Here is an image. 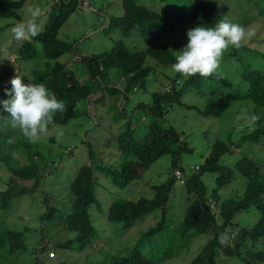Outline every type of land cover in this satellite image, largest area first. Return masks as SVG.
Masks as SVG:
<instances>
[{"label":"trees","instance_id":"obj_1","mask_svg":"<svg viewBox=\"0 0 264 264\" xmlns=\"http://www.w3.org/2000/svg\"><path fill=\"white\" fill-rule=\"evenodd\" d=\"M82 0H58L52 5L41 35L34 38V42L11 41L6 45L5 51H0V99H7L4 93L11 88V79L26 69L30 75H22L24 83H44L48 89L58 98L65 101L66 106L62 113H57L54 123L49 125V130L42 135L43 138L51 140L55 146L61 148V143L53 135L52 129L58 125H66L75 118L89 115L99 104L108 106L109 99L115 95H123L122 99H128L130 92L145 88L147 78L153 73L154 67L147 65L149 57L156 59L158 64L164 66L175 62V53L168 44L162 40L169 34L177 31L185 22L186 15L196 25L205 27L214 26L222 18L223 4L220 0H189L186 5L173 3L162 8L145 5L141 0H122L124 14L119 17H111L109 25L120 29L121 35L126 39L134 30H138L144 38L145 46L128 47L124 40H118L110 49L101 53H81L75 42H68L58 37L59 30L69 19L71 14L80 6ZM25 0H0V17L12 18L16 21L23 20L21 10ZM3 28L0 27V30ZM39 43L40 48L36 44ZM10 53L11 61H17L13 65L11 61L1 59L2 54ZM73 54V60L77 68L71 65V61H59L67 54ZM234 53V52H233ZM42 58H41V57ZM21 60L32 62L33 65L23 67ZM40 65L38 66V64ZM12 66V67H11ZM4 71V73L2 72ZM174 81L180 79V75ZM243 78L247 81V88L238 91L231 81L222 73L207 77L213 82L214 89L221 85L227 91L226 94H216L201 89L207 81L199 74L187 79L188 83L195 84L200 94H207L208 104L204 108L187 104L182 101V89L175 85L165 91L152 93V102H137V108L152 116V121L146 135L142 138L136 137L133 128L129 125L120 131L117 138L118 149L125 155H131L135 159L126 160L116 173L104 169L96 163L98 152L92 141L84 139L83 147L87 149L92 163L80 166L69 184L70 209L67 212L49 205L48 198L44 199L47 211L43 218L53 219L60 216L64 220L66 228L74 231L76 236L62 244H55L54 249L86 248L95 238L96 230L92 223L91 205L95 201L94 186L98 171L115 182L120 187H125L134 180L140 178L141 174L155 161L166 154L173 156V175L164 183L155 186L152 198L140 197L133 199H118L110 205L107 217L111 221L123 222L124 230L134 227L137 220L143 216L161 208L162 218L151 227L134 244L127 254L104 253L101 264H153V260L141 249V243L152 233L167 229L166 205L169 202L171 192L177 179L185 181L187 191L194 200L187 208L184 219L179 225L183 235L192 230L190 236L198 233L211 231L213 236L202 247L201 251L189 264H218L219 256L232 257L241 252L240 249L250 239L260 241L264 247V172L260 164L248 154H242L235 162L225 163L222 161L226 155H232L239 151L247 142H264V114L256 115V119L247 124L238 140H233V133L228 134L226 140H216L210 153L204 162L197 166V173L185 176L183 167L179 165L180 154L192 153L194 147L182 139L181 134L174 126L164 125V117L174 103L188 108H197L204 116H221L234 100L251 98L257 105H264V69H255L244 66ZM116 79L122 85H116ZM119 98V97H118ZM120 97L117 103H122ZM128 101V100H126ZM96 102L98 104L96 105ZM128 102H126L127 105ZM88 106V107H87ZM124 107V105H123ZM6 113L0 114V161H3L11 171V175L5 186L0 188V209H6L11 202L24 195L37 192L45 182V178L52 173L58 172V165L53 153V147L43 148L40 143H30L22 135L19 129H12L8 133L4 123ZM254 126H250L254 123ZM82 125V124H81ZM15 136L11 144L8 140ZM19 148L27 154L28 163L21 164L13 157L14 151ZM74 148L70 147L68 152ZM2 156L1 153L6 151ZM100 154V153H99ZM63 157V155L61 156ZM210 171L216 174L217 185L208 193V188L202 179V175ZM235 172L241 173L248 181L244 194L240 198H225L220 196V189L230 184L234 179ZM111 174V176H109ZM48 196L51 194L47 193ZM53 198V196H52ZM214 204L215 206H212ZM259 212V217L254 224L242 226L234 219L241 213ZM239 227V228H237ZM29 228L18 231L15 229H4L0 234V260L8 261L13 254H18L28 247L26 235ZM43 241L34 251L35 259H40L38 251L47 252L51 247L49 241L43 236ZM223 241V242H222ZM49 244V245H48ZM254 246V245H253ZM57 247V248H56ZM3 250V251H2ZM50 257L55 252L50 250ZM245 264H264V248L247 251L246 256L240 257ZM55 263H61L54 258ZM42 264H47L41 260Z\"/></svg>","mask_w":264,"mask_h":264},{"label":"rangeland","instance_id":"obj_2","mask_svg":"<svg viewBox=\"0 0 264 264\" xmlns=\"http://www.w3.org/2000/svg\"><path fill=\"white\" fill-rule=\"evenodd\" d=\"M57 1L25 0L21 10L23 20L28 19L26 11L28 7H39L42 11L39 22L44 28L52 11V5ZM141 1L147 6L162 8L173 3L186 5L189 0ZM220 1L224 6L222 18L227 16L231 22L239 23L246 29L255 32L252 38L243 42L242 47L238 49L230 47L225 51L216 71L224 74L236 90L243 91L247 88V81L242 76L244 66L264 69V0ZM123 14L122 0H82L80 6L59 30L58 37L68 42H77V54L78 50L86 54L101 53L110 49L121 38L125 39L118 27L109 25L111 17H119ZM17 22L19 21L12 18L0 17V27L3 28L0 30V45H7L11 41L10 29ZM195 26L197 25L186 15L183 25L177 31L166 36L162 42L168 44L176 55V51L182 49L188 42L187 31ZM13 41L16 40L12 37ZM124 42L128 47L142 48L145 46L144 38L138 30H134ZM1 59H4L1 61H4L6 65V61L11 59L10 53L2 54ZM73 59V54L67 53L59 61L70 60L71 65L77 68L78 65ZM13 62L18 65L17 61ZM21 62L23 67L34 64L23 60ZM146 64L153 66L154 71L147 78L145 88L140 87L131 91L128 99H122L123 95H115L109 99L108 106L105 103L99 104L101 106L96 107L94 111L88 113L89 115L75 118L66 125L55 126L52 129L54 136H56L57 129L63 131V136L59 140L61 148L56 147L54 142L42 136L36 141L43 148H47L48 145L54 148L55 156L52 159L57 161L58 172L47 176L43 186L34 194L19 196L11 202L8 208L0 209V234L4 229L22 231L29 228L30 230L26 235L28 243L26 250L13 254L8 261L0 260V264H42L41 260H45L47 264H61L55 263L54 258L56 257H59L56 260L63 264H101V260L104 258L103 254L106 252L110 255L129 253L131 247L138 242L143 234L162 218L163 209L158 208L137 220L134 227L124 230L123 222L109 220L107 212L112 202L118 199L152 198L155 186L166 182L174 173L171 154H166L155 161L144 170L140 178L125 187H120L115 182L108 180L104 173H100L102 171L97 172L98 176L94 186L95 201L90 208L96 236L82 250L75 248L77 243L74 244V248L54 249L53 245L73 239L76 233L66 228L64 220L59 215L53 219L42 217L47 211V205L44 204L46 197L49 205L55 206L63 212L70 209V198L73 196L69 193V184L80 166L92 163L87 149L83 147L84 139L93 142L94 148L98 152L96 163L103 169L104 167L109 168L110 172L116 173L119 170L118 166L124 161L135 159L133 156L125 155L119 151L115 136L129 125L133 128L136 137L142 138L146 135L152 116L137 108V102L141 100L150 104L153 92L165 91L175 85L178 90L182 89L183 102L201 109L208 104L207 94H200L199 88L195 84L187 82L188 78L180 76L177 82L174 81L177 74L173 71L172 65L158 64L153 57H149ZM2 72L4 73V71ZM25 74L30 75L29 69L20 73L21 76ZM206 79L207 81L203 83L201 89L216 94H226L227 90L221 85L214 89L213 82ZM115 81H117L116 85H122L120 80L116 79ZM4 93L6 94V92ZM120 97L122 103L116 104V100L119 101ZM126 102H128L127 105ZM97 104L98 102H96ZM263 114L264 105H257L251 98L232 101L231 105L218 117L204 116L199 113L196 107L188 108L174 103L164 117V125L174 126L181 134L182 139L194 147V152L180 154L179 165L183 167L185 176L199 171L197 166L204 162L216 140H226L230 133H233V140H238L245 126L253 119L255 120L256 115ZM254 125L255 121L250 126ZM10 130L12 128L7 129L6 133ZM11 140L14 142L15 136H12ZM70 147L74 149L69 153ZM13 151L17 154L13 157L15 160H19L21 164L28 163L27 154L22 148ZM5 152L7 150L3 151L1 155L3 156ZM242 154L253 157L264 172V142L260 141L257 144L247 142L239 151L224 156L222 161L227 164L233 163ZM62 155L63 157H61ZM10 175V169L3 161H0V188L5 186ZM202 179L208 188V193H211L217 185L216 174L207 171L202 175ZM247 181L245 176L235 172L233 181L220 189L221 198H240L245 192ZM47 193L51 196H48ZM193 200V196L187 191L185 181L177 179L166 205L167 229L148 235L140 245V249L153 260V264H189L212 238L211 231L190 236L191 232L195 233L196 231L192 230L183 235L179 229L187 208ZM259 215V212L254 211L241 213L234 219V222H239L242 226H250L255 223ZM43 236L49 241L51 248L47 252L38 251L37 255L40 259L36 260L34 251L37 249L35 247L42 243ZM255 242L256 244L249 239L246 244L252 245V247L247 248L244 245L239 251L241 253L232 257L219 256L218 264H245L240 258L241 256L245 257L247 251L254 249L255 245L256 249L264 248L260 245V241ZM50 250L55 252L54 257L49 256Z\"/></svg>","mask_w":264,"mask_h":264},{"label":"clouds","instance_id":"obj_3","mask_svg":"<svg viewBox=\"0 0 264 264\" xmlns=\"http://www.w3.org/2000/svg\"><path fill=\"white\" fill-rule=\"evenodd\" d=\"M26 11L28 19L17 22L10 31L16 41L32 43L44 30L39 22L42 11L34 6L28 7ZM254 35L253 30L231 22L227 16L212 27L197 25L187 31L188 42L176 51L172 69L185 79L197 74L207 78L216 73L225 51L230 47H242L243 42ZM36 46L40 48L39 43ZM5 50L6 45H0V51ZM10 83L11 88L5 90L8 98L0 99V114L6 113V127L19 129L28 142L35 143L48 132L55 115L64 111L66 103L44 83H24L19 73L13 76ZM62 136L63 131L57 129V141ZM8 143L13 141L9 139Z\"/></svg>","mask_w":264,"mask_h":264}]
</instances>
